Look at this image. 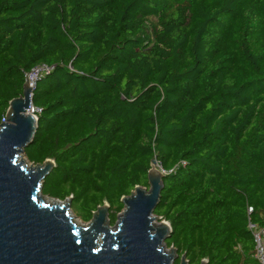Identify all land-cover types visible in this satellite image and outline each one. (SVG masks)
<instances>
[{
	"label": "trees",
	"instance_id": "obj_1",
	"mask_svg": "<svg viewBox=\"0 0 264 264\" xmlns=\"http://www.w3.org/2000/svg\"><path fill=\"white\" fill-rule=\"evenodd\" d=\"M41 65L55 70L33 91L25 158L55 162L42 195L85 223L106 202L114 226L158 158L175 264H256L264 0H0V124Z\"/></svg>",
	"mask_w": 264,
	"mask_h": 264
},
{
	"label": "water",
	"instance_id": "obj_2",
	"mask_svg": "<svg viewBox=\"0 0 264 264\" xmlns=\"http://www.w3.org/2000/svg\"><path fill=\"white\" fill-rule=\"evenodd\" d=\"M33 91L25 82L0 124V264H175L177 250L165 245L171 226L155 215L167 176L153 167L149 188L136 187L122 198L124 210L114 226L106 202L90 222L77 224L71 198L42 195L55 162L35 165L25 158L39 128L27 113ZM180 264H189L185 254Z\"/></svg>",
	"mask_w": 264,
	"mask_h": 264
},
{
	"label": "built area",
	"instance_id": "obj_3",
	"mask_svg": "<svg viewBox=\"0 0 264 264\" xmlns=\"http://www.w3.org/2000/svg\"><path fill=\"white\" fill-rule=\"evenodd\" d=\"M54 70H55L54 66H51V67L47 65L38 66L26 74V83L29 85V87H31L34 90L36 87V84L40 80H42V78H44L45 76L53 73ZM27 113L33 115L34 118L38 120L40 114L42 113V109L35 107L33 104H31L30 109L27 111ZM4 122H6V119L2 120V123ZM152 167L155 171H158L162 173L163 175H166V171L163 170L162 164L158 160V158H155L154 161L151 163V170H152ZM252 212H253V209L249 208L248 213L251 214ZM248 230L252 234L254 244H255L252 258L255 260L256 264H264V227L263 228L259 227L258 225L252 223L249 220Z\"/></svg>",
	"mask_w": 264,
	"mask_h": 264
},
{
	"label": "rangeland",
	"instance_id": "obj_4",
	"mask_svg": "<svg viewBox=\"0 0 264 264\" xmlns=\"http://www.w3.org/2000/svg\"><path fill=\"white\" fill-rule=\"evenodd\" d=\"M146 35H148L149 37L150 36H153V29L152 28H149V30H148V34H146ZM72 214L74 215V221L75 222H79L80 224H87V223H85V222H83L81 219H79V218H77V216H76V214L74 213V212H72ZM120 215V214H119ZM118 215V216H119ZM166 250H170V249H166Z\"/></svg>",
	"mask_w": 264,
	"mask_h": 264
},
{
	"label": "bare ground",
	"instance_id": "obj_5",
	"mask_svg": "<svg viewBox=\"0 0 264 264\" xmlns=\"http://www.w3.org/2000/svg\"><path fill=\"white\" fill-rule=\"evenodd\" d=\"M77 224H80L79 222H76Z\"/></svg>",
	"mask_w": 264,
	"mask_h": 264
}]
</instances>
